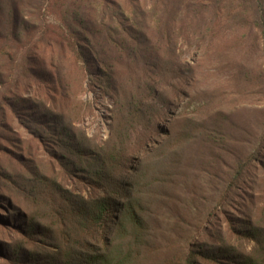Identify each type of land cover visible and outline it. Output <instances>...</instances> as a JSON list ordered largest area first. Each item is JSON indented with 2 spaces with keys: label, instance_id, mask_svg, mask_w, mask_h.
<instances>
[{
  "label": "rangeland",
  "instance_id": "obj_1",
  "mask_svg": "<svg viewBox=\"0 0 264 264\" xmlns=\"http://www.w3.org/2000/svg\"><path fill=\"white\" fill-rule=\"evenodd\" d=\"M36 9L33 0H0V27L7 33L11 12L17 13L16 22L35 25L28 26L18 44L0 38L5 49L0 72L7 81L0 89V264H7L1 253L10 247L45 252L37 236L25 235L29 225L48 212L30 190L38 187L40 193L54 182L70 191L86 190L82 175L62 166L59 151L46 140L48 132L32 126L24 108L33 104L60 115L94 144L111 136L114 93L102 90L101 76H90L91 63L62 37L57 11L42 9L37 16ZM166 20L164 16L159 27L165 31L160 41L158 28L146 30L151 45L147 53L168 61L177 72L164 90L174 106L164 107L148 145V166L158 168L150 169L149 187L142 192L150 237L134 250L133 264H183L189 248H196L193 244L206 245L212 236L217 244L222 239L250 251L252 243L228 232L226 218L250 210L258 218L264 213V0H217L200 15ZM96 41L98 55L109 61L118 82L142 79L146 72L131 62L129 44L119 48L104 39ZM24 66L34 69L21 72ZM178 91L184 93L175 99ZM189 119L194 129L204 124L215 129L213 140L196 133L175 150L164 147L166 133ZM142 132L143 137L136 141L134 135L133 147L126 148H131L132 168L147 165V153L139 145L148 135ZM161 147L164 156L156 151ZM253 153L237 179L235 170Z\"/></svg>",
  "mask_w": 264,
  "mask_h": 264
},
{
  "label": "trees",
  "instance_id": "obj_2",
  "mask_svg": "<svg viewBox=\"0 0 264 264\" xmlns=\"http://www.w3.org/2000/svg\"><path fill=\"white\" fill-rule=\"evenodd\" d=\"M33 1L37 6V16L42 9L57 11L62 22V37L85 63H91L95 72L88 68L90 76L93 73L101 76L102 90L114 93L111 136L103 143L94 144L85 134L79 135L74 124L66 122L60 115L33 104L24 108L30 124L48 132V135L45 133L46 140L59 151L62 166L69 172L72 170L82 175L86 190L83 187L70 191L55 182L52 188L45 187L40 193L38 187L30 190L34 199L40 196L38 204L48 212L38 217L35 225H29L25 235L28 239L37 236L45 252H30L25 246L18 245L1 253L2 259L7 264H133L136 261L134 250L143 246L150 237L143 218L142 192L149 187L150 169L158 168L151 164L148 166L151 157V146L148 145L158 130L161 115L165 114L164 107L174 106V100L170 102L164 90L169 79L178 75L171 63L147 53L151 45L146 38V30L151 26L158 28L157 39L160 41L165 35L164 29H159L163 26L164 16L168 23L182 15H200L217 0ZM10 16L12 22L8 26L11 34L0 27V38L1 41L6 39L18 44L30 25L27 26L25 20L16 22L17 13L11 12ZM96 39H104L119 48L129 44L126 51L130 53L131 62L142 65L146 72L142 79L118 82L109 61L98 55L97 45L93 44H97ZM3 45L0 43V53L5 52ZM27 69L34 68L24 66L21 72ZM6 85L7 81L0 72V89ZM182 93L178 91L175 99ZM26 103L22 100V104ZM177 125L173 132L166 133L168 144L164 147L167 149L175 150L196 133L207 141L213 140L211 134L215 129L205 124L194 129L195 123L189 119L182 127ZM123 129H126L125 134ZM142 131L148 135L139 145L145 148L147 165L132 168L131 148H126L133 147L134 135L136 141L143 137ZM164 147L156 150L161 156L166 151ZM254 153L235 170L237 179L247 162L254 159ZM258 216L250 210L241 217L226 218L228 232L238 240L252 243L250 251L239 250L222 239L217 244V237L212 236L206 245L193 244L196 248H189L183 264H264V213Z\"/></svg>",
  "mask_w": 264,
  "mask_h": 264
}]
</instances>
